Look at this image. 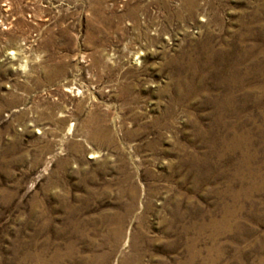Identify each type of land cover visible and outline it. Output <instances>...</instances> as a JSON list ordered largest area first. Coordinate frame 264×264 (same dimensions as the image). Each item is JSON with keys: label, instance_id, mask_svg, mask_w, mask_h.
<instances>
[{"label": "rangeland", "instance_id": "rangeland-1", "mask_svg": "<svg viewBox=\"0 0 264 264\" xmlns=\"http://www.w3.org/2000/svg\"><path fill=\"white\" fill-rule=\"evenodd\" d=\"M0 264H264V0H0Z\"/></svg>", "mask_w": 264, "mask_h": 264}]
</instances>
